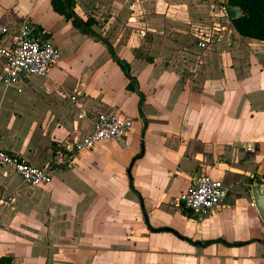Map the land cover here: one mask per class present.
Wrapping results in <instances>:
<instances>
[{
	"label": "crops",
	"instance_id": "1",
	"mask_svg": "<svg viewBox=\"0 0 264 264\" xmlns=\"http://www.w3.org/2000/svg\"><path fill=\"white\" fill-rule=\"evenodd\" d=\"M5 1L0 47L38 7L54 13L49 0H8L3 7ZM13 6L15 13L8 11ZM238 36L228 33L231 48L200 50L181 34L167 42L184 52L167 49L147 60L130 55L140 112V96L126 89L109 54L101 59L120 70L119 86L91 54L78 58L87 66L76 84L71 64L57 62L34 83L0 85V150L34 166L81 140L99 113L141 123L135 135L132 125L121 141L74 152L46 186L30 188L0 167V257L14 264H264V224L252 193H264L258 187L264 185V43ZM87 70L97 73L96 81L89 82ZM94 89L102 90L104 110L93 109ZM81 90L84 97L69 98ZM148 155L143 167L140 159ZM202 176L222 182L227 200L202 220L182 216L177 195Z\"/></svg>",
	"mask_w": 264,
	"mask_h": 264
},
{
	"label": "rangeland",
	"instance_id": "2",
	"mask_svg": "<svg viewBox=\"0 0 264 264\" xmlns=\"http://www.w3.org/2000/svg\"><path fill=\"white\" fill-rule=\"evenodd\" d=\"M224 1L225 0H78L75 1L74 11L78 13L82 21L94 19L96 23L91 29L104 39L111 40L110 43L117 55L129 62V60H131L130 55H134L136 58H141L142 60H147L152 59L151 57H154L153 55H156L155 53L159 55L163 54V51L167 49L170 51L173 50L172 52H184L183 47L179 48V46H174L173 43L167 41L177 40V37H180L181 34L182 37L185 36V38L194 37L195 25L205 24L210 26L213 22L219 21L218 16H216L219 11L218 6L222 5ZM7 3L8 0L3 2L2 6L5 7ZM131 5H134L135 8L132 9ZM77 6H79L80 9H78ZM15 7L16 6L11 7L8 11L15 13ZM0 15H2V13H0ZM8 15L10 16L11 14L9 13ZM18 19L21 20L23 17H18ZM29 22L32 26L51 32L52 40L59 52L58 65L65 68L67 64H71V82L76 84L82 81L81 74L84 73L82 70L85 69L84 67L87 65L84 66L79 63L78 58L86 54H91L99 60V63H102V66H104L103 69L104 72H106V79H111L114 86H119L121 84L120 82L123 78L120 70L117 67L115 69L113 66L105 65V60L101 59V57H109L106 47L101 42H97L89 36H82L70 25L71 22L65 21L63 17L56 13L52 15L45 6L35 9L32 21L29 20ZM143 23L146 25L147 32L145 36L140 37L138 35V27ZM14 28L15 26L12 27V29ZM4 33L5 31H2L1 35ZM10 33L11 31H9L8 34L10 35ZM154 37H158V39H154L155 42L152 43ZM164 60H167V58ZM141 68V66H137L139 76L144 80L146 73L145 71H140ZM87 73H90V83L92 80H97V73L95 71L90 70L89 72L87 70ZM35 79L37 78H32L30 82H36ZM85 79H88V77ZM101 91V89H94L93 93L95 94L91 93V95L88 96L91 99L95 112L104 110L105 107H103V104L106 105L104 103V95L101 94ZM85 93L86 90L73 91L69 93V98L75 100L78 97H84ZM118 97L122 99L120 96H117V98ZM124 101L128 102L127 111L130 112L129 116L133 118L135 114L134 108L136 109L134 100L128 97ZM113 107L117 106L114 105ZM133 122L135 135L141 123L135 119H133ZM106 142H100L97 146H107ZM142 144L144 146V142ZM140 160L142 161L140 163L143 167L147 166L151 161V155ZM176 210L178 209L176 208ZM181 215L183 216V214ZM184 215L188 217V213ZM170 216H172L174 220H179V216L177 215Z\"/></svg>",
	"mask_w": 264,
	"mask_h": 264
},
{
	"label": "built area",
	"instance_id": "3",
	"mask_svg": "<svg viewBox=\"0 0 264 264\" xmlns=\"http://www.w3.org/2000/svg\"><path fill=\"white\" fill-rule=\"evenodd\" d=\"M223 2L218 6L219 21L210 26H194V39L200 50L210 45L222 44L231 48L232 41L228 33L234 31ZM134 9L135 6L131 5ZM143 23L138 27V35H146ZM42 28L32 26L29 20H23L8 45L0 47V85H13L29 82L34 77H48L58 62L59 52L51 37ZM239 37V36H238ZM73 100V99H72ZM132 121L116 112L96 115L91 131L81 140L69 147H58L48 163L43 167L34 166L21 157L0 150V167L8 168L20 177L22 182L36 188L50 184L55 169L71 164L74 152L90 150L96 144L106 141H121L132 129ZM259 188H264L260 183ZM228 189L222 182L210 176H202L179 194L178 203L197 220H202L216 208L225 204ZM251 205H254L252 203Z\"/></svg>",
	"mask_w": 264,
	"mask_h": 264
},
{
	"label": "trees",
	"instance_id": "4",
	"mask_svg": "<svg viewBox=\"0 0 264 264\" xmlns=\"http://www.w3.org/2000/svg\"><path fill=\"white\" fill-rule=\"evenodd\" d=\"M50 7L54 13L63 17L65 21L71 22V25L79 31L80 34L92 37L95 41L101 42L110 55L112 61L120 68L125 78L128 80L126 89L130 92L137 93L140 96L138 103V111L140 112L142 104V95L137 90V81L130 74L129 63L120 59L111 45V43L98 35L91 29L96 23L94 19H82L77 16L74 11V0H49ZM224 6H237L241 11V16L231 20V24L235 32L243 38L259 40L264 43V0H225ZM50 37V34H46ZM182 214H187L188 211L181 208ZM190 213H188V216ZM213 243L212 241L206 244ZM0 264H14L9 257H0Z\"/></svg>",
	"mask_w": 264,
	"mask_h": 264
},
{
	"label": "water",
	"instance_id": "5",
	"mask_svg": "<svg viewBox=\"0 0 264 264\" xmlns=\"http://www.w3.org/2000/svg\"><path fill=\"white\" fill-rule=\"evenodd\" d=\"M226 13L228 17L233 20L237 19L241 16V11L239 7L237 6H226L225 7ZM253 195H254V202L255 207L261 217V220L264 224V193L260 194L258 188L253 189Z\"/></svg>",
	"mask_w": 264,
	"mask_h": 264
}]
</instances>
